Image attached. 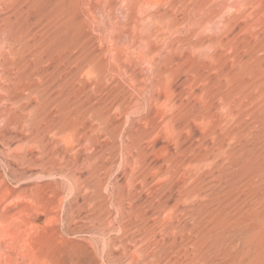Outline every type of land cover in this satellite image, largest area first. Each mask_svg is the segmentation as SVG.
<instances>
[{"label": "rangeland", "instance_id": "obj_1", "mask_svg": "<svg viewBox=\"0 0 264 264\" xmlns=\"http://www.w3.org/2000/svg\"><path fill=\"white\" fill-rule=\"evenodd\" d=\"M0 264H264V0H0Z\"/></svg>", "mask_w": 264, "mask_h": 264}, {"label": "bare ground", "instance_id": "obj_2", "mask_svg": "<svg viewBox=\"0 0 264 264\" xmlns=\"http://www.w3.org/2000/svg\"><path fill=\"white\" fill-rule=\"evenodd\" d=\"M117 1V0H116ZM167 2V1H166ZM149 4V3H148ZM146 5V4H145ZM237 9V8H236ZM223 16V15H222ZM253 28V27H252Z\"/></svg>", "mask_w": 264, "mask_h": 264}]
</instances>
